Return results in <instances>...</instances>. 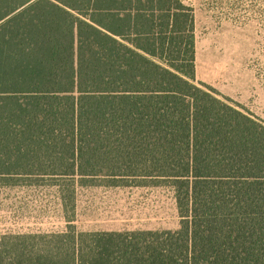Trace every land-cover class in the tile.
I'll list each match as a JSON object with an SVG mask.
<instances>
[{
	"label": "trees",
	"instance_id": "1",
	"mask_svg": "<svg viewBox=\"0 0 264 264\" xmlns=\"http://www.w3.org/2000/svg\"><path fill=\"white\" fill-rule=\"evenodd\" d=\"M3 2L0 185L48 179L73 212L77 186L149 181L173 191L180 221L81 231L69 217L0 235V264H264V122L195 82L192 10Z\"/></svg>",
	"mask_w": 264,
	"mask_h": 264
},
{
	"label": "rangeland",
	"instance_id": "2",
	"mask_svg": "<svg viewBox=\"0 0 264 264\" xmlns=\"http://www.w3.org/2000/svg\"><path fill=\"white\" fill-rule=\"evenodd\" d=\"M178 1L194 17L195 82L264 122V0ZM23 180L0 185V235L62 230L69 217L81 231L174 230L180 221L173 191L149 181L77 186L72 212L48 179Z\"/></svg>",
	"mask_w": 264,
	"mask_h": 264
},
{
	"label": "crops",
	"instance_id": "3",
	"mask_svg": "<svg viewBox=\"0 0 264 264\" xmlns=\"http://www.w3.org/2000/svg\"><path fill=\"white\" fill-rule=\"evenodd\" d=\"M35 0H31L29 3H27V0H24V3H26L24 6H22L19 10L24 9L25 7H27L29 4L33 3ZM5 2H3V0H0V10H2L3 6H4Z\"/></svg>",
	"mask_w": 264,
	"mask_h": 264
}]
</instances>
